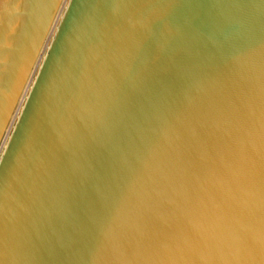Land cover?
<instances>
[{
    "label": "water",
    "instance_id": "water-1",
    "mask_svg": "<svg viewBox=\"0 0 264 264\" xmlns=\"http://www.w3.org/2000/svg\"><path fill=\"white\" fill-rule=\"evenodd\" d=\"M0 264H264V0H0Z\"/></svg>",
    "mask_w": 264,
    "mask_h": 264
}]
</instances>
